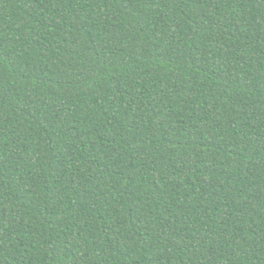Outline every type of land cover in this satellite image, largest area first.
Returning a JSON list of instances; mask_svg holds the SVG:
<instances>
[{"label": "trees", "instance_id": "1", "mask_svg": "<svg viewBox=\"0 0 264 264\" xmlns=\"http://www.w3.org/2000/svg\"><path fill=\"white\" fill-rule=\"evenodd\" d=\"M0 264H264V0H0Z\"/></svg>", "mask_w": 264, "mask_h": 264}, {"label": "rangeland", "instance_id": "2", "mask_svg": "<svg viewBox=\"0 0 264 264\" xmlns=\"http://www.w3.org/2000/svg\"><path fill=\"white\" fill-rule=\"evenodd\" d=\"M7 182H6V185L9 186V190H8L9 193H18L20 197L28 200L30 195L28 191L26 190L27 188L25 187V183L23 182L19 174L15 173L14 175H12V177ZM5 205L8 206L9 204L5 203ZM5 205H4V208H5ZM37 216L46 225H49L53 219V216L49 214L47 211L38 210Z\"/></svg>", "mask_w": 264, "mask_h": 264}]
</instances>
